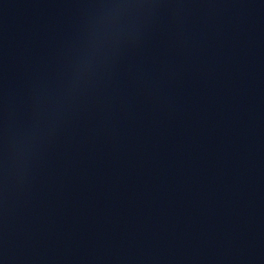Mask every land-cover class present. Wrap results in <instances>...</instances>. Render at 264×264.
<instances>
[{
    "label": "water",
    "instance_id": "water-1",
    "mask_svg": "<svg viewBox=\"0 0 264 264\" xmlns=\"http://www.w3.org/2000/svg\"><path fill=\"white\" fill-rule=\"evenodd\" d=\"M0 264H264V0H0Z\"/></svg>",
    "mask_w": 264,
    "mask_h": 264
}]
</instances>
